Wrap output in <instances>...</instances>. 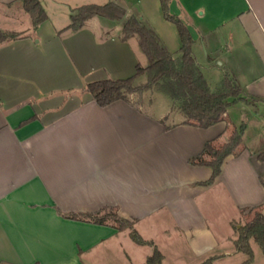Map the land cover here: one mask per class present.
I'll use <instances>...</instances> for the list:
<instances>
[{"label":"crops","instance_id":"obj_1","mask_svg":"<svg viewBox=\"0 0 264 264\" xmlns=\"http://www.w3.org/2000/svg\"><path fill=\"white\" fill-rule=\"evenodd\" d=\"M110 1L126 17L93 16L69 27L73 9ZM41 2L47 19L34 26L23 0H0V33L14 35L0 39V264H88L87 256L124 249L126 230L68 216L75 213L113 211L134 228L165 213L195 256L218 243L204 213L212 203L264 214V142L249 145L247 125L242 148L226 156L213 183L200 184L212 166L190 161L238 129L233 106L264 98V0L170 1L192 35L200 69L231 75L243 90L245 99L207 128L184 123L170 105L158 114L153 103L130 98L101 106L86 89L147 66L139 36L124 38L130 16L147 21L181 55L178 27L161 0Z\"/></svg>","mask_w":264,"mask_h":264},{"label":"trees","instance_id":"obj_2","mask_svg":"<svg viewBox=\"0 0 264 264\" xmlns=\"http://www.w3.org/2000/svg\"><path fill=\"white\" fill-rule=\"evenodd\" d=\"M170 1L161 0L162 8L165 17L173 21L178 27L182 40L181 55L174 56V53L168 49L159 33L147 21L140 17L130 16L124 22V38L134 34L139 36L140 46L148 58V65L142 66L138 64L135 73L128 77L91 81L87 84L86 89L98 104L107 106L121 99L129 101L131 93L143 91L157 85L159 89L165 91L179 103V107L186 117L184 123L207 128L223 119L228 107L232 104V102L228 101L230 96L236 97V99H245L240 96L243 90L231 75L224 76L221 86L217 90L214 91L209 87L192 53L194 42L192 35L183 20L171 13ZM23 2L26 11L32 15L34 26H38L47 19V13L41 0H23ZM126 15V9L114 1L105 4H84L73 9L71 14L72 22L69 27L77 30L84 25L87 19L93 16H103L118 20L123 19ZM10 36L14 35L0 33V39ZM144 73L148 75V83L136 85L135 81ZM258 100L264 101V98L254 97L252 101ZM244 129L245 126H242L233 132L226 148H214L211 141L206 143L203 152L190 159L194 164L210 165L213 168L211 178L200 184L208 185L214 182L221 172V166L226 156L235 153L234 149L242 143ZM205 154H210L213 159H205ZM258 159L260 161L264 160V150L259 153ZM68 216L99 224L111 222L110 218L113 219L112 222L121 221L123 226H118L117 228L130 229V234L135 242L141 245H154L153 253L148 256L146 264H162L163 253L153 241L145 239L134 228V221L124 218L113 211H108L104 214H101V211L75 213ZM251 238H254L264 251V214L259 210H256L254 218L240 229V235L236 243L238 250L248 255L246 264L252 262L254 258L250 243ZM212 260L210 257L201 264H212Z\"/></svg>","mask_w":264,"mask_h":264},{"label":"rangeland","instance_id":"obj_3","mask_svg":"<svg viewBox=\"0 0 264 264\" xmlns=\"http://www.w3.org/2000/svg\"><path fill=\"white\" fill-rule=\"evenodd\" d=\"M145 62L148 65L147 56H145ZM202 72L212 90H216L221 85L224 76H221L220 79V74L216 70L203 67ZM148 80L147 73H144L135 81V84L144 85L148 83ZM158 87L155 85L146 90L131 93L129 98L133 99L134 103L137 104L144 101L148 105L153 103L150 108L157 114L168 109L170 105L173 111H180L182 113L185 121L186 117L180 109L179 103ZM228 101L232 102L230 105L232 107L233 104L239 103L242 100L232 96L228 98ZM230 113L231 117L239 124L238 129L243 125H247L248 129L245 141L253 147H263L264 124L262 122L264 119V106L262 105V101L258 106L244 103L242 107V104H237V106L232 107ZM173 116L174 114H170L169 121L173 120ZM232 130L230 129L223 139L220 138L217 141H212L213 147L217 149L226 148L231 140ZM242 146L243 142L234 149V152L239 151ZM205 159H213V156L205 154ZM209 208L210 210L208 211L203 208L204 213H206L205 215L213 228L212 230L217 237L218 243L215 247L209 249L210 252L208 251L207 253L205 251L200 256L193 254L186 237L180 233L174 220L165 213L137 224L135 229L145 239L153 241L160 249L164 255L162 264H201L210 257L213 259L212 264H246L248 255L238 250L236 243L240 235V229L254 218L256 211L250 210L249 212H245L237 210L230 202L225 204L223 202L220 204L215 202ZM109 220L113 221L112 218ZM114 223L118 226H123L121 221ZM127 229H124L128 234L123 236V250L115 245L113 250L100 256H87L88 264H146L148 256L153 253L154 245L138 244L133 240L130 232H127ZM250 243L254 258L249 264H264V251L261 245L254 238L250 239Z\"/></svg>","mask_w":264,"mask_h":264}]
</instances>
